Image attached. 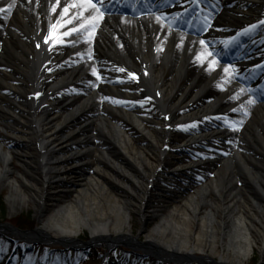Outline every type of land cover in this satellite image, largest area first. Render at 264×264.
Returning <instances> with one entry per match:
<instances>
[{
    "label": "bare ground",
    "instance_id": "obj_1",
    "mask_svg": "<svg viewBox=\"0 0 264 264\" xmlns=\"http://www.w3.org/2000/svg\"><path fill=\"white\" fill-rule=\"evenodd\" d=\"M231 1L235 9L257 2ZM79 2L0 0V15L10 10L0 24V127L15 138L4 150L0 136V188H8V206L39 198L46 212L38 213L39 233L70 245L88 230L93 243L111 246L135 236L131 213L146 221L153 200L168 206L173 190L165 176L210 166L211 176L171 201L145 242L165 256L199 250L209 258L217 253L226 264H246L254 250L263 256L264 102L254 106L240 132L207 127L180 134L184 126L237 105L240 94L233 88L216 90L224 68L205 55L200 38L154 16L100 17L88 9L82 19L58 27L81 12L69 7ZM91 16L98 17L96 30L64 35ZM88 81L94 88L74 93ZM92 124L103 148L94 151L97 163L86 176L78 172L87 153L80 150V137ZM88 137L93 143L95 136ZM229 139L234 144L224 157L206 159L202 149ZM186 147L199 149L197 161L183 156ZM14 157L22 167L16 176ZM66 181L77 187L72 184L70 197L49 209L44 197ZM117 185L127 198L116 197Z\"/></svg>",
    "mask_w": 264,
    "mask_h": 264
},
{
    "label": "rangeland",
    "instance_id": "obj_2",
    "mask_svg": "<svg viewBox=\"0 0 264 264\" xmlns=\"http://www.w3.org/2000/svg\"><path fill=\"white\" fill-rule=\"evenodd\" d=\"M95 77H97V75H95ZM146 127L150 128L148 124H146ZM89 131L90 133H87L84 136L80 137V140L82 142L80 150L82 149L81 151L84 150V152H87L86 154L84 153L83 157L87 161H89L90 164L88 163L87 165L85 163L86 161L85 160L81 164V168L80 170H78V172L83 173L86 176L91 175L93 169L92 166L97 163L96 161L97 154L94 151L103 148V146L97 142V140L99 139L96 136L98 133V129L96 125L92 124L89 128ZM90 134L95 136L93 138L94 140L93 143H91V141L87 142V139L89 138L88 136ZM0 136L4 137L1 141L4 150L9 149L11 145H13L14 143L13 139L15 138L11 137V134L9 132L4 131L1 127H0ZM183 156H187L190 158V156L187 153H184ZM10 163H11L10 166L13 168L14 171L12 176L17 175L15 171L22 172V167L18 158L14 157ZM170 170L171 168L169 166L165 169V172L167 173ZM210 171H211L210 166H207V167H203L201 170H194L192 172L189 171L184 174H177L175 176L172 175L165 176V183H167V185H170L171 189L173 190V196H171L170 198L168 197L169 199H167L166 204L168 206L165 207L164 203H160V202L157 203L155 202V200H153V202L149 204L150 208L147 209L148 215L152 217H148L146 221H143L141 217H139L136 213H131L130 223H131L132 233L136 237H138L140 241H144L146 239V234L151 231V229L154 227V224H156L162 216H166L168 212L171 210L172 207V205L170 204L171 201H174L173 203H175L180 197L191 193L192 190L196 187L194 182L197 181L200 182L202 178L206 179V177H210L211 176ZM72 184L76 185L75 183L70 181H66L54 185V188L50 191L55 195L45 196L44 199H48L46 200L47 201L46 204H48V206L49 205L53 206L54 204H60L61 202L59 201L62 200L64 201L67 198H69L71 195L69 191L77 187V185L74 187L71 186ZM123 188L120 185L119 187L118 185L113 187V191L118 199L128 197L127 193L124 192ZM23 190L26 191V193H29V189L25 188ZM63 190L64 192L67 190L68 191L64 193ZM7 193H8V188L2 186L0 188V224H10L11 222L14 224H18L22 229H37L40 226V222H41L40 220L42 219L40 218L39 215L40 211L42 210L43 214L46 213L44 212V208L43 209L41 208L43 204L42 200H39V198H34L35 201L32 200L28 201L27 200L28 197H26L27 200L26 203H22V202L15 203L13 205V208H10L7 203ZM37 204H39L40 208L39 207L37 208L36 206ZM51 208L52 207L49 206V209ZM158 210L160 211L156 212ZM154 211L156 213H154ZM25 220L27 221V223H29V225H22L20 223L21 221H25ZM89 233L90 232L88 230H83L79 238L83 241H88L90 240ZM12 239L13 241H10V243H6L5 245H2L3 241H0V255L4 257L3 259H5V257L8 256L6 259L13 260L12 261L13 263H19V264L54 263L56 257H54L53 253L51 252L49 253L46 251L47 249L43 247V245H45L43 244V242L37 241L35 242L36 244H31V242L25 243L23 240H19V238L14 236ZM47 245L57 246L59 247L58 249L61 250V246L56 242L50 241V243ZM113 247H114L113 249L109 250L108 245L106 243L101 242V243H94L90 247H82L77 250L70 249L67 252V254L70 256H68V258L65 260V262H63V264L64 263L65 264H107L106 258L109 254H112L115 257L117 264H154L151 261H147V259L141 257L138 258L135 255L134 257L128 258L126 255H124L125 253L122 252L120 248H118L119 245H115ZM35 251L41 252V255L30 256L29 258L26 257L27 254L34 253ZM146 251H147L146 254H153L158 252L157 249L153 246H148ZM42 252L45 253L42 255ZM202 256H205V254L198 250L195 252L190 251L185 253H179V255L174 256L173 258L175 259L174 261H179L184 264H199L202 263V261H204L201 259ZM25 257L28 258L29 260L25 259ZM212 257L213 260L216 259L220 260L219 255L217 253L213 254ZM246 264H264V255L261 256L256 250H254V253L250 256Z\"/></svg>",
    "mask_w": 264,
    "mask_h": 264
},
{
    "label": "snow or ice",
    "instance_id": "obj_3",
    "mask_svg": "<svg viewBox=\"0 0 264 264\" xmlns=\"http://www.w3.org/2000/svg\"><path fill=\"white\" fill-rule=\"evenodd\" d=\"M97 3L99 4H103V0H96V2H94V0H80L79 4H72L70 5L69 7H79L81 9V12L77 15V16H72V17H69L64 24H60L58 25V27L60 28H63V27H66L67 25L69 24H72L74 20H77V19H82L83 18V13L84 11H87L88 9H93L94 11H99L98 8H97ZM69 7H64L63 8V14L64 16H68L69 14ZM9 8H11V5H9ZM5 9L3 8H0V12H4ZM53 11H55V8H53ZM103 16V13H100V17ZM63 19V17H62ZM98 19L97 16H91L88 18L87 22L86 23H81L79 24L78 27H74L72 28L69 32L67 33H64V35H72L73 32H79L81 30H87L88 27H94V21ZM62 37H57V40H61ZM201 44H204L205 42L204 41H201L200 42ZM205 55H210L209 53H205ZM199 58V57H198ZM213 67V63L210 62L209 63V69H211ZM123 71V70H121ZM228 68H224V72L225 73H228ZM251 103V101H250Z\"/></svg>",
    "mask_w": 264,
    "mask_h": 264
},
{
    "label": "water",
    "instance_id": "obj_4",
    "mask_svg": "<svg viewBox=\"0 0 264 264\" xmlns=\"http://www.w3.org/2000/svg\"><path fill=\"white\" fill-rule=\"evenodd\" d=\"M3 228H7V229H13V231L17 234H19V236L23 237V238H33V239H38V237H43V238H49L47 235L44 236L42 235L41 233H39L37 231V229H33V230H22V229H19V228H16V227H13V226H10V225H6V224H2L1 225ZM63 243L66 242L64 240H61ZM73 243V242H72ZM83 245V246H86V247H89L90 245L93 244L92 240H88V241H81L80 240V243L79 245ZM116 244H124V245H128L130 247H139V248H147L148 246H151L150 243H146L145 240L144 241H140L138 239V237L136 236H129V238L127 240H124V239H120V241H118ZM207 259V258H205ZM218 263V262H217Z\"/></svg>",
    "mask_w": 264,
    "mask_h": 264
},
{
    "label": "trees",
    "instance_id": "obj_5",
    "mask_svg": "<svg viewBox=\"0 0 264 264\" xmlns=\"http://www.w3.org/2000/svg\"><path fill=\"white\" fill-rule=\"evenodd\" d=\"M22 225H29V223H27V221L25 220V221H21L20 222ZM24 223V224H23ZM16 225H18V224H16ZM19 226V225H18ZM2 239H4L3 237H1ZM122 250L123 251H125V252H127V253H131L132 255H138V257H142V255H143V253L141 252V251H139V252H133V251H131V250H129L128 248H125V247H123L122 248ZM62 260V259H61Z\"/></svg>",
    "mask_w": 264,
    "mask_h": 264
}]
</instances>
